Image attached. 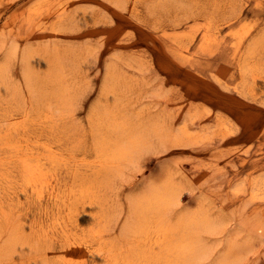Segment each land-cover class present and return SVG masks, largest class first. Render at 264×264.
I'll return each mask as SVG.
<instances>
[{
    "label": "rangeland",
    "instance_id": "1",
    "mask_svg": "<svg viewBox=\"0 0 264 264\" xmlns=\"http://www.w3.org/2000/svg\"><path fill=\"white\" fill-rule=\"evenodd\" d=\"M114 56L120 67L102 110L118 117L126 104L127 114L145 117L151 108L173 129L186 123L200 135L144 150L112 178L92 163L90 113ZM1 67L0 264H65L77 242L129 239L135 202L165 175L181 190L175 213L200 202L230 219L210 238L221 245L215 256L239 225L255 232L263 223V242L242 264H264V184L252 191L264 175V0H0ZM24 146L43 152L56 200L29 195L11 162Z\"/></svg>",
    "mask_w": 264,
    "mask_h": 264
},
{
    "label": "bare ground",
    "instance_id": "2",
    "mask_svg": "<svg viewBox=\"0 0 264 264\" xmlns=\"http://www.w3.org/2000/svg\"><path fill=\"white\" fill-rule=\"evenodd\" d=\"M14 53L8 52V55H14ZM31 55L30 51H25L21 56L24 70L23 76L26 81L30 80L32 74ZM244 57L246 56L244 55ZM85 60H87V64H92L94 61L93 54L90 53ZM120 61L121 59L118 56H114L110 57L106 62L105 74L101 82L98 98L90 113V120L93 126H91V130L93 129L97 135L94 142L96 156L92 163L102 166L106 169L107 176H112V178L120 177L123 172L135 167L134 161L137 154L144 150L163 149L171 144H188L195 140L196 136L200 135L199 132H190L186 123L178 129H173L165 120L163 113L153 112L151 108L146 109L145 117L140 114H127L125 110L126 104L121 105L118 117L111 115L108 110H102L101 105L107 99H112L113 97L112 90L116 83V73L120 67L118 65ZM2 74L3 69L1 67L0 80L3 78ZM64 99L62 97V101ZM63 104L64 102H62ZM62 111L63 114H65V111L69 115L67 109L64 108ZM112 134H115L113 138L111 137ZM25 149L26 146L16 149L11 156L13 158L11 162L21 169L25 181L24 185L30 190L29 195L36 202L56 200L54 177L47 176L40 163V158L44 157L43 152ZM65 159L69 160V158ZM92 170L94 171V169ZM256 181L253 184V194L260 190V185L261 187L263 186L264 175L259 176ZM74 187L76 188L77 186ZM68 192H71V189ZM180 194L181 190L177 182L170 175L156 179L154 186L135 202L133 207L135 218L127 227L129 239L118 240L108 244L101 243L95 247H91V245L84 242H77L76 245L73 244V249L78 254L71 257L65 256L64 263L89 264L90 260H93V264H242L253 246H259L263 242L262 235L259 234L262 231L263 223L258 222L255 232L250 227L246 231V227L239 225V230H233L231 235L226 234V243L220 250V254L215 256L217 247L221 245L213 242L210 238L213 234L221 233L227 224L231 223L230 219L224 218L219 211H212L211 205H204L200 202L190 212L181 211L175 213L180 202ZM82 197L85 196L83 195ZM52 217L54 218L53 215ZM43 231L45 232L41 233H44V235L48 234V230ZM242 233L241 237L240 234Z\"/></svg>",
    "mask_w": 264,
    "mask_h": 264
}]
</instances>
